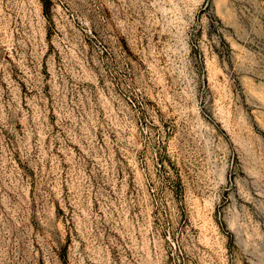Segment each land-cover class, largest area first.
Segmentation results:
<instances>
[{"label": "rangeland", "instance_id": "374dc122", "mask_svg": "<svg viewBox=\"0 0 264 264\" xmlns=\"http://www.w3.org/2000/svg\"><path fill=\"white\" fill-rule=\"evenodd\" d=\"M0 264H264V0H0Z\"/></svg>", "mask_w": 264, "mask_h": 264}]
</instances>
